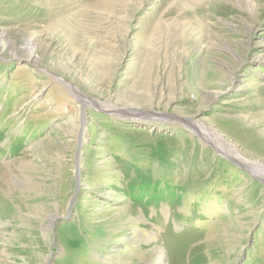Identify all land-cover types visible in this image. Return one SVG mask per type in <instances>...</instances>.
<instances>
[{
    "label": "rangeland",
    "instance_id": "obj_1",
    "mask_svg": "<svg viewBox=\"0 0 264 264\" xmlns=\"http://www.w3.org/2000/svg\"><path fill=\"white\" fill-rule=\"evenodd\" d=\"M0 264H264V0H0Z\"/></svg>",
    "mask_w": 264,
    "mask_h": 264
},
{
    "label": "bare ground",
    "instance_id": "obj_2",
    "mask_svg": "<svg viewBox=\"0 0 264 264\" xmlns=\"http://www.w3.org/2000/svg\"><path fill=\"white\" fill-rule=\"evenodd\" d=\"M29 54V53H28ZM32 60V56L30 55L29 57ZM73 93L76 94L77 96H79L80 100L82 103H88V105L91 102V100H87V99H83L86 98L85 96H82L79 94L78 90L76 89H72ZM94 103L96 101H93ZM98 103V102H96ZM112 107V106H110ZM113 109V108H112ZM164 120H168V121H175V119L173 120L172 118H165ZM176 122V121H175ZM180 122V121H179ZM184 124V126L190 130L192 133L196 134L197 136H199L201 139H205L206 141L210 142L217 150H219L220 153L224 154V152L228 153V157L230 156L235 163H240L241 165L245 166L248 170L252 171V173H255V169L256 166H254V164L256 165L257 163H253V164H249V163H245L241 156L239 154H237L235 151L236 149H234L235 147L232 146L230 143L224 142V140L221 139V137L219 135H217L215 132H213L212 130H210L209 128H206L204 125H202L199 122H191V121H182ZM205 141V142H206ZM230 152V154H229ZM232 153V154H231Z\"/></svg>",
    "mask_w": 264,
    "mask_h": 264
}]
</instances>
